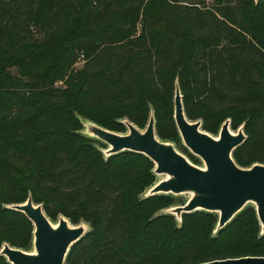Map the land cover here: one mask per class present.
I'll return each mask as SVG.
<instances>
[{"label":"trees","instance_id":"trees-1","mask_svg":"<svg viewBox=\"0 0 264 264\" xmlns=\"http://www.w3.org/2000/svg\"><path fill=\"white\" fill-rule=\"evenodd\" d=\"M132 1L0 0V251L31 247V222L8 208L31 197L48 219L88 224L64 264L264 257L255 210L214 234L208 212L177 223L161 212L170 196H146L154 164L128 151L106 157L76 116L141 126L152 109L156 136L173 137L178 87L185 117L202 130L243 124L239 168L264 165V0Z\"/></svg>","mask_w":264,"mask_h":264},{"label":"water","instance_id":"water-1","mask_svg":"<svg viewBox=\"0 0 264 264\" xmlns=\"http://www.w3.org/2000/svg\"><path fill=\"white\" fill-rule=\"evenodd\" d=\"M173 118L185 146L203 161L204 169L192 165L171 145L158 140L153 115L143 132L127 123L126 135H117L97 126L91 128V133L107 145L108 148L104 151L106 157L125 151L141 154L154 164L155 175L166 176L146 196L192 194L185 205L173 209L172 214L177 217L181 218L183 214L195 211L216 213L217 232L251 202L255 205L263 234L264 165L255 164L251 168L243 169L232 159L233 151L246 140L243 126L233 134L229 129L230 121L226 120L218 138L209 136L201 130L200 121L191 122L185 117L178 87L174 92ZM8 208L22 213L31 222L35 250L34 254H28L5 244L0 256L9 264H64L70 248L87 232L82 226H71L63 217L53 226L42 206L35 204L31 197L22 204ZM203 264H264V257L216 260Z\"/></svg>","mask_w":264,"mask_h":264},{"label":"rangeland","instance_id":"rangeland-1","mask_svg":"<svg viewBox=\"0 0 264 264\" xmlns=\"http://www.w3.org/2000/svg\"><path fill=\"white\" fill-rule=\"evenodd\" d=\"M132 2H138V1L133 0ZM140 18H141V15H140ZM139 24H140V22H137V23H135L133 25V27H130V26L126 27L127 30H129V32H130L128 37L133 38V37H136L138 35L137 33H138L139 29H140ZM27 37H29L30 39H37L38 40V38H40V32L37 29L30 28V35H28ZM122 43L123 42H120L119 44H122ZM83 64H84V56L81 53L79 55L78 59H77V62L75 64V68L76 69H80V68H82ZM150 110L151 111L149 113V118H150V116L153 115L152 109H150ZM76 116H77V120H78L79 128H80L79 129V133L96 140L97 147L99 148V150L104 155H105L104 151L108 147H107L106 144H104L103 142L97 140L92 135V133H91V128L92 127L97 126L99 128H102L104 130H107V131L112 132V133L117 134V135H126V134H128L127 123L133 124L137 128V130L140 131V132H143L145 130V128H146V125H147V123H146L145 125L143 124L141 126H137L134 123H132L129 120H127V118H125V117L110 118L109 120L101 121V120H93V119L85 117L83 115H76ZM191 122H196V121H191ZM242 126H243V124H239L235 129H233L231 124H230L229 125V129H230L231 133L236 134L242 128ZM221 127H222V124L219 126V128H218V130H217V132L215 134H210L207 131H204L202 129L201 130L203 132H205L206 134H208L209 136L213 137V138H218L220 130H221ZM157 138H158V140L160 142L165 143L167 145H171L181 156H183L192 165H194V166H196L198 168H202V169L205 168L203 161L198 156L193 154L190 151V149H188L185 146V144L182 141L178 131H177V135H174L173 137L164 138V139L160 138V137H157ZM153 175L155 177V180L151 184L150 188L148 189L147 194H148V192L150 191V189L152 187H154L160 181L166 179V176H164V175L157 176L154 173H153ZM163 195L170 196L173 199L174 203H173L172 206H170L168 208H165L164 210H161V212L162 213H169L170 215H172L175 218L177 223H179L181 221L180 220L181 218L177 217L175 214H172L173 213V209H175V208H177L179 206L185 205L190 200V198L192 197V194L184 193V194H181V195H172V194H163ZM246 209L255 210V205L253 203H251V202L247 203L242 210H246ZM196 212H198V211H196ZM211 214H213L214 216H216L218 218V214H216V213H211ZM60 217L61 216H58L56 219H49V221L51 222V224L53 226H56ZM63 218H65V217H63ZM65 219H67V218H65ZM70 225L73 226V227L82 226L85 229V231L89 230L88 224L84 223V222H79L78 224H70ZM214 233H216V230L213 231V234ZM23 252L28 253V254H34L35 250H34L33 244L31 245V247H29V249L27 251H23Z\"/></svg>","mask_w":264,"mask_h":264},{"label":"flooded vegetation","instance_id":"flooded-vegetation-1","mask_svg":"<svg viewBox=\"0 0 264 264\" xmlns=\"http://www.w3.org/2000/svg\"><path fill=\"white\" fill-rule=\"evenodd\" d=\"M206 170V169H205Z\"/></svg>","mask_w":264,"mask_h":264}]
</instances>
